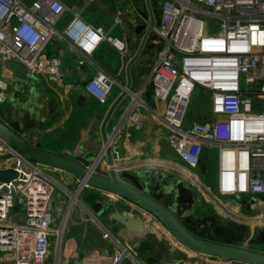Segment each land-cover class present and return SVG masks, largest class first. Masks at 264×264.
Wrapping results in <instances>:
<instances>
[{"label":"built area","instance_id":"2783aa9c","mask_svg":"<svg viewBox=\"0 0 264 264\" xmlns=\"http://www.w3.org/2000/svg\"><path fill=\"white\" fill-rule=\"evenodd\" d=\"M160 5L159 23L151 33L155 38L149 40L159 46L152 68L137 92L123 86L120 95L125 93L123 100H129L107 142L84 166L103 176L111 168L125 170L131 159L122 152L123 137L142 129L151 114L167 128L168 144L190 173L201 166L206 148L216 149L218 193L259 198L264 194V108L259 107L264 102V0H161ZM67 11L62 0H0V59L57 80L61 60L44 54L56 35L70 41L82 56L79 67L102 43L125 52L124 40L86 24L78 14L61 34L57 24ZM116 83L100 67L85 91L104 105ZM197 86L209 93V115L187 124L189 100ZM7 89L8 82L0 77V104L6 102ZM150 89L158 109L143 99ZM108 149L113 166L107 164ZM6 156L0 159V170L13 169L18 175L0 180V264H47L52 237L59 238L51 204L55 184L61 183L46 170L67 171L25 158L0 137V157ZM77 186V199L85 188H92L81 181ZM126 255L125 249L117 251L113 264H123Z\"/></svg>","mask_w":264,"mask_h":264},{"label":"crops","instance_id":"0c3cea01","mask_svg":"<svg viewBox=\"0 0 264 264\" xmlns=\"http://www.w3.org/2000/svg\"><path fill=\"white\" fill-rule=\"evenodd\" d=\"M62 1L68 11L59 21L64 28L63 32L58 30L61 34L78 14L86 24L104 28L113 37L124 40L125 52L120 53L112 45L102 43L86 64L79 67L82 56L70 41L58 36L44 53L48 59L61 60L60 78L57 80L45 72L33 75L14 60L6 62L0 59V76L8 82L5 93L7 109L4 110V121H1L33 147L39 145L42 150L89 164L102 147L104 120L123 86L130 84V88L137 92L152 68L148 58H151L154 48L159 51V46L148 40L129 73L130 61L139 51L152 16L155 23H159L161 0ZM85 12L88 14L84 15ZM100 67L117 80L109 102L104 105L85 91L86 82ZM143 99L151 108H159L152 89L144 94ZM124 102L121 101L115 110L106 129L107 134L117 122V114ZM212 151L217 156L216 149L206 148L203 152L198 168L201 175L191 174L168 144L167 128L151 114L146 116L142 129L130 130V135L122 140V152L131 159L125 170L133 173L151 170L153 176L157 174L162 179H173L174 172L183 176L178 179L188 192L181 194L177 209L187 207V215H199L210 221L217 218V222L232 215L248 224L259 226L262 223L264 227V199L261 196L242 200L215 193L209 172L214 162ZM56 176L61 183L58 184L61 191L56 190L55 184L58 204L54 207L52 202L51 207L54 211L53 225L60 231L59 238L52 237L47 264H113L115 253L123 249L129 254L123 259V264H246L186 246L154 215L111 191L85 188L76 203H72L74 190L71 187L75 186L77 178L68 172H57ZM156 182L158 185L162 181ZM162 201L165 202L164 199ZM250 211L257 213L249 215ZM127 215L143 227L134 229L128 226L121 220Z\"/></svg>","mask_w":264,"mask_h":264},{"label":"water","instance_id":"95a60500","mask_svg":"<svg viewBox=\"0 0 264 264\" xmlns=\"http://www.w3.org/2000/svg\"><path fill=\"white\" fill-rule=\"evenodd\" d=\"M154 24L155 20L152 16L147 30H144L145 34L139 51L130 61L129 73L132 64L139 58L145 43L155 38L151 34ZM129 87L130 84L127 85V88ZM124 98L125 93L120 95L112 104L104 120L102 126L103 143L108 140L107 126ZM0 137L14 147L20 155L29 160L58 167L76 177L82 184H89L92 187L108 190L128 199L154 215L180 242L196 251L222 257L224 260L234 259L246 264H264V251L252 249L253 246L264 248L263 226L248 224L238 220L236 216L230 215L229 219H225L222 222L212 220L208 227L200 229V232L205 231L210 238L196 234V228L201 225L200 220L195 223L192 216H186L182 219V212L187 207H183L181 212L177 211L181 194L188 192V190H185L186 188H183L182 181L179 179L174 180L167 177L162 179L161 176L157 177V174L153 176L154 172L151 170L133 173L128 170L117 172L116 169L111 168L106 176L95 174L93 171L87 170L84 164L75 159L42 150L39 145L37 147L29 145L1 120ZM8 157L10 156L0 157V159ZM107 164L113 166V159L109 149L107 150ZM17 175V172L13 169L0 170V180L4 182L15 179ZM157 180L162 182L157 185ZM169 197H172V205L162 201V199ZM121 220L134 229L143 227L140 222L130 215H127L126 219L123 218ZM187 223L192 225V229L186 227ZM194 224L197 227H194ZM245 243H249L250 246L245 247Z\"/></svg>","mask_w":264,"mask_h":264},{"label":"rangeland","instance_id":"374dc122","mask_svg":"<svg viewBox=\"0 0 264 264\" xmlns=\"http://www.w3.org/2000/svg\"><path fill=\"white\" fill-rule=\"evenodd\" d=\"M28 1H32V0H28ZM88 14V12H85L84 13V15H87ZM62 26V27H61ZM57 29L59 30V31H62L63 32V30H64V28H63V24L61 23V24H59V22H58V24H57ZM56 37H58L57 35L55 36V38ZM49 48V47H48ZM48 48H47V50H48ZM158 50L156 49V48H154V51H152L151 53L152 54H150V56H151V58H148L149 59V62H153L155 59H156V56H157V54H158V52H157ZM2 61V60H1ZM20 66H22V64H20ZM146 66V63L145 64H143V67H145ZM22 67H24V66H22ZM25 68V67H24ZM144 70H147V68H144ZM147 76V75H146ZM1 77V76H0ZM145 79V78H144ZM11 89V88H10ZM208 97H209V93L208 92H206V91H204L202 88H200V87H196L195 88V90L193 91V93H192V95H191V97H190V100H189V105H188V108H187V112H186V120L188 121V123H190V122H192V121H194V120H197V119H200V120H203V121H205L207 118H208V115H209V113H208V110H209V102H208ZM128 100H129V98H127L126 100H125V102H124V105L128 102ZM259 107L260 108H264V102H260V104H259ZM7 109V103H4V104H0V117H1V120L3 121L4 120V110H6ZM119 114V113H118ZM117 114V115H118ZM6 121V120H5ZM7 122V121H6ZM8 123V122H7ZM18 124V123H17ZM18 126V125H17ZM217 151V150H216ZM213 153L211 154V156L213 157V160H214V162H213V166H212V168L209 170V172L211 173V180H212V185H213V189H214V191H215V193H217L218 191H217V174H218V164H217V160H216V158H215V156H216V152L215 151H212ZM12 164H14L15 163V160H12V162H11ZM46 172H48L49 174H51V175H53L55 178H58L57 176H56V174H54V173H51L49 170H46ZM193 172L194 173H198L199 175H201L200 174V171H199V169H194L193 170ZM180 177H183V176H181L179 173H177V172H174L173 173V179L174 180H176V179H178V178H180ZM59 184V183H58ZM58 184L56 185V190L57 191H61L60 190V188H59V186H58ZM78 181H76V184H75V186H72L71 187V190H74L72 193H75L76 192V190H78ZM56 194V191L54 192V194H53V203H54V207L56 206L57 207V204H58V202L56 201V199H55V195ZM263 199H264V194L261 196ZM226 198V197H225ZM230 199H232V200H234L235 198H230ZM165 200V203H169V205H170V203H172V197H169V198H165L164 199ZM234 201H236V199L234 200ZM71 202H72V200H71ZM242 203V202H241ZM79 204V203H78ZM185 210V209H184ZM16 211H19V209H17ZM177 211H183V207H180L179 209H177ZM188 212V209H186L184 212H182L183 213V215H182V219L183 218H185L186 216H190V215H187L186 213ZM256 211H250L249 212V215H256ZM14 218L15 219H17V220H19V219H22V216L21 215H19V214H15L14 215ZM192 219H193V221H195V223L196 222H198L199 220H200V226H198L197 227V225H195L194 224V227H197L196 229V234H198V235H201L202 237H205V238H210L206 233H205V231H203V232H200V229L201 228H206V227H208L209 226V221L210 220H207V219H205V218H202L201 216H193L192 217ZM217 218H214V220H216ZM222 220V219H221ZM212 221V220H211ZM217 221V220H216ZM259 224H261V225H263L262 223H259ZM258 224V225H259ZM261 225H259V226H261ZM186 227L187 228H189V229H192V225L190 224V223H187L186 224ZM54 246H56V243H54L53 244ZM54 246H52V248H53V250H55V247ZM247 246H250V244L248 243L247 244ZM252 249H257V250H263L264 251V249L263 248H261V247H256V246H253L252 247Z\"/></svg>","mask_w":264,"mask_h":264},{"label":"bare ground","instance_id":"6f19581e","mask_svg":"<svg viewBox=\"0 0 264 264\" xmlns=\"http://www.w3.org/2000/svg\"><path fill=\"white\" fill-rule=\"evenodd\" d=\"M77 195H78V191L75 194L72 195V203H76V201H77Z\"/></svg>","mask_w":264,"mask_h":264}]
</instances>
